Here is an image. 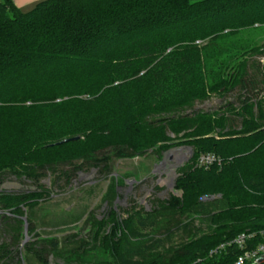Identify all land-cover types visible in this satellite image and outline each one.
I'll return each mask as SVG.
<instances>
[{"label": "trees", "instance_id": "trees-1", "mask_svg": "<svg viewBox=\"0 0 264 264\" xmlns=\"http://www.w3.org/2000/svg\"><path fill=\"white\" fill-rule=\"evenodd\" d=\"M263 57L264 0H43L29 12L1 0L0 184L50 174L68 183L187 145L194 154L178 172L177 195L134 228L193 218L199 229L168 264H236L264 244ZM231 95L235 102L218 111H192ZM208 154L217 162L198 166ZM41 196L0 194V214L10 224ZM18 223L0 264H49L58 242L28 244L21 258ZM242 235L250 236L244 249L233 244ZM155 242L140 253L127 245L117 263L137 264L132 258ZM87 254L62 260L82 263Z\"/></svg>", "mask_w": 264, "mask_h": 264}, {"label": "rangeland", "instance_id": "rangeland-1", "mask_svg": "<svg viewBox=\"0 0 264 264\" xmlns=\"http://www.w3.org/2000/svg\"><path fill=\"white\" fill-rule=\"evenodd\" d=\"M257 60L264 63V57ZM233 102V95L213 97L192 111L215 112ZM170 137L177 140L174 135ZM174 149L180 152L172 151ZM193 154V148L179 145L163 153L159 160L146 155L114 161L108 169L80 172L68 183L61 174H50L38 183L5 176L0 184V194L42 196L28 200L21 207L22 217L11 214L10 224L4 221L8 214H0V247L10 243V237L14 235L11 230L16 227L11 225L19 220L18 227L22 228L19 257L28 256V244L47 245L56 241L59 247L49 258V264H64L62 259L69 253L82 256L84 252L88 253L84 262L72 264H118L117 251L129 245L132 251L140 253L138 249L142 250L145 242L153 239L156 249L151 253L141 252L143 254L132 260L137 264H168L172 251L196 233L200 222L185 216L178 222L160 220L154 229L143 233L134 228L133 222L157 211V201L177 195L174 186L178 172ZM168 155L175 158V165L162 166ZM82 242L86 246H81ZM174 264L191 263L176 259Z\"/></svg>", "mask_w": 264, "mask_h": 264}, {"label": "built area", "instance_id": "built-area-1", "mask_svg": "<svg viewBox=\"0 0 264 264\" xmlns=\"http://www.w3.org/2000/svg\"><path fill=\"white\" fill-rule=\"evenodd\" d=\"M170 157H171V155H168L164 159V163L162 166L166 165V166L170 167V166L175 165V163H176L175 158H170ZM216 162H217V158L212 154H210V155L208 154V155H202L198 159L197 165L202 166V167H209ZM171 173H174V171H172ZM248 238H250V236L242 235L241 237L236 239V241H234L233 244H236L241 249H244L245 243H246ZM248 261L254 262L256 264L264 262V244L260 245L256 250L246 252L244 255L239 257L236 264H245Z\"/></svg>", "mask_w": 264, "mask_h": 264}, {"label": "crops", "instance_id": "crops-1", "mask_svg": "<svg viewBox=\"0 0 264 264\" xmlns=\"http://www.w3.org/2000/svg\"><path fill=\"white\" fill-rule=\"evenodd\" d=\"M43 0H14L15 5L23 12H29Z\"/></svg>", "mask_w": 264, "mask_h": 264}, {"label": "water", "instance_id": "water-1", "mask_svg": "<svg viewBox=\"0 0 264 264\" xmlns=\"http://www.w3.org/2000/svg\"><path fill=\"white\" fill-rule=\"evenodd\" d=\"M80 140V138H74V139H69V140H65V141H63V142H61V143H58L57 145H64V144H67V143H71V142H76V141H79ZM172 151H174V152H180V150H172ZM172 151H170V152H172ZM170 158H172V157H170ZM174 174V177L176 178V174L175 173H173ZM262 263V262H261Z\"/></svg>", "mask_w": 264, "mask_h": 264}]
</instances>
